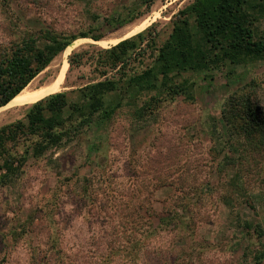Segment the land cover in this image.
Wrapping results in <instances>:
<instances>
[{
  "label": "rangeland",
  "instance_id": "rangeland-1",
  "mask_svg": "<svg viewBox=\"0 0 264 264\" xmlns=\"http://www.w3.org/2000/svg\"><path fill=\"white\" fill-rule=\"evenodd\" d=\"M135 1L0 0V45L24 35L25 26L36 30L49 24L72 34L100 26L101 31H95L104 35L100 40L77 38L27 85L34 90L51 83L65 65L64 84L57 92L66 91L74 102L79 87L105 77L98 66L100 48L149 26L157 32L156 46L161 45L172 30V17L190 0H155L149 12L134 21L119 27L103 24L104 16L126 14L124 8ZM145 10V5L140 7ZM92 12L101 17L93 21ZM142 20H148L146 26L125 36ZM259 26L264 29V19ZM73 51L86 52L84 63L70 67ZM155 53L149 48L124 71L131 74L151 65ZM121 71L108 74L120 80ZM184 75L194 82V100L176 96L161 102L154 115L144 117L136 107L146 95L134 98V91L120 80L118 89L107 97V106H116L111 118L97 120L94 127L40 158L30 156L18 178L0 186V264H32V252L46 249L49 239H55L56 247L63 248L70 260L95 264L104 254L106 262V248L124 242L119 232L125 208L152 219L143 235L150 228L158 233L142 244L139 258H134V251L114 255L115 264H254L260 239L232 219L237 210L232 214L219 200L226 185L215 170L210 129L227 97L252 80L264 105V61L212 66ZM30 104L1 107L0 126L24 118ZM15 148L24 150L22 144ZM195 186H199L197 193ZM186 204L185 214L193 213L195 224L193 234L182 238L167 212ZM256 205L255 210L241 204L240 215L263 221L264 206Z\"/></svg>",
  "mask_w": 264,
  "mask_h": 264
},
{
  "label": "trees",
  "instance_id": "trees-1",
  "mask_svg": "<svg viewBox=\"0 0 264 264\" xmlns=\"http://www.w3.org/2000/svg\"><path fill=\"white\" fill-rule=\"evenodd\" d=\"M154 1L136 0L133 6L124 8L126 14L104 16L103 24L123 26L149 12ZM144 5L146 10L140 11ZM91 16L96 21L101 14L92 12ZM263 19L264 0H190L172 17V30L161 45L156 46L157 32L149 26L108 48H100L98 66L102 67L100 72L105 77L79 87L76 101L70 102L66 91L55 92L28 105L24 118L0 126V186L17 179L30 156L40 158L48 150L73 140L88 127H94L97 120L111 118L116 106L108 107L107 97L118 89L122 79L126 88L134 91V98L146 95L136 107L144 117L154 115L161 102L176 96L194 100V82L184 75L187 72L264 61V29L259 26ZM25 27L24 35L0 45V108L74 40L79 37L100 40L104 36L95 32L101 31L100 26L92 32L78 34L49 24L40 25L36 30ZM152 47L156 53L151 65L131 74L124 71L131 60L143 57ZM86 59L85 51H73L68 61L70 67H74ZM113 69L117 72L123 69L122 79H113V75L108 74ZM261 103L258 84L252 80L227 97L210 129L217 159L215 170L225 178L226 185L219 200L232 214L237 210L232 219L234 217L235 222H240L260 239L261 247L255 248L253 253L254 264H264V220L242 217L240 205L255 210L257 202L264 206V105ZM20 144L23 151L15 148ZM195 188L193 191L197 193L199 186ZM178 207L174 206L167 213L175 227L182 231L181 237L187 238V234L194 232V214H185L189 204ZM128 209L121 215L123 230L119 237L125 238L124 242L106 248V262L103 254L95 264H115L114 255H131L132 251L137 259L142 253V244L154 237L153 228L143 235L153 223L152 219H143L142 213ZM260 218H264V213ZM54 240L49 239L51 244L48 243L46 249L32 252V264H82L68 259L70 255L56 247Z\"/></svg>",
  "mask_w": 264,
  "mask_h": 264
},
{
  "label": "bare ground",
  "instance_id": "bare-ground-1",
  "mask_svg": "<svg viewBox=\"0 0 264 264\" xmlns=\"http://www.w3.org/2000/svg\"><path fill=\"white\" fill-rule=\"evenodd\" d=\"M147 21L148 20H145L142 23L138 24L136 28L132 29L131 31L129 30V32L126 33L125 36H129L137 32L138 30L142 29L144 26H146ZM116 40H119V39H116ZM64 66L65 65L60 67L61 74L55 77L51 83L49 84L47 83L46 85L43 84V86L38 87V88L35 87L36 89L34 90H28V86H27L5 106L32 103L34 101H37L43 98L44 96H47L50 93L59 91L64 84V78L62 75L65 71Z\"/></svg>",
  "mask_w": 264,
  "mask_h": 264
}]
</instances>
